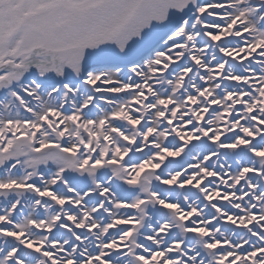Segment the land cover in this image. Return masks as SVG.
<instances>
[{"label": "snow or ice", "instance_id": "obj_1", "mask_svg": "<svg viewBox=\"0 0 264 264\" xmlns=\"http://www.w3.org/2000/svg\"><path fill=\"white\" fill-rule=\"evenodd\" d=\"M0 264H264V0H0Z\"/></svg>", "mask_w": 264, "mask_h": 264}]
</instances>
